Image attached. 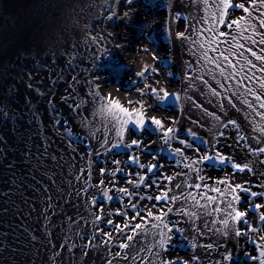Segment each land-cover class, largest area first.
Segmentation results:
<instances>
[{
  "label": "bare ground",
  "instance_id": "1",
  "mask_svg": "<svg viewBox=\"0 0 264 264\" xmlns=\"http://www.w3.org/2000/svg\"><path fill=\"white\" fill-rule=\"evenodd\" d=\"M247 6L251 18L229 10L226 22L245 20L228 29L217 23L219 0H0V264H261L264 60L252 52L264 57V8ZM109 98L144 111V129ZM147 117L174 129L167 143ZM230 120L239 128L224 127ZM205 155L213 159L189 166ZM205 186L221 190L207 192L212 204L201 200ZM164 192L177 199H147ZM233 209L247 223L233 220ZM137 210L163 221L131 219Z\"/></svg>",
  "mask_w": 264,
  "mask_h": 264
},
{
  "label": "snow or ice",
  "instance_id": "2",
  "mask_svg": "<svg viewBox=\"0 0 264 264\" xmlns=\"http://www.w3.org/2000/svg\"><path fill=\"white\" fill-rule=\"evenodd\" d=\"M128 2L131 3V0H128ZM249 2H250V0H219V4H220V7H219L220 19L217 21V23H219L220 25H222V26H224V27H226L228 29H231L233 26H235L236 28H241V26H242V24H243V22L245 20L244 16H241L239 20L232 19V20H230L228 22L225 21V17L227 16L229 10L240 9L243 13L248 14L249 18H251L252 13L250 12L249 7L247 6L249 4ZM213 3H215V0H213ZM251 6L253 8H256V7L264 8V0H259V4L256 3V0H251ZM125 15H127V13H125ZM260 16L264 17V11L260 12ZM259 27L260 28H264V19H260ZM243 30L247 31L248 29L244 28ZM227 34L228 33H224V32L220 33L221 36H224V35H227ZM253 34L255 35L256 33H253ZM180 38L181 39L184 38L183 34H180ZM260 43L264 44V39H262L260 41ZM201 47H203V45H201ZM244 47H245L244 44H240L239 45V48H241V49H243ZM210 50L211 51H216V49L211 48V47H210ZM252 55L255 56L256 60H264V57L257 56L255 52H252ZM204 56L208 60V62H214V58L213 57H209L208 54H207V51L204 53ZM220 58H222L224 61H227L229 67H234V65H232V62L229 59V57L227 55H225L224 53H220ZM248 63L252 67H254V68L256 67V65L253 64L251 60H249ZM215 67L219 70L221 75H224V67L223 66H221L219 63H215ZM258 70L259 71H264V68H260ZM140 74L143 75L144 73L142 72ZM233 75H236V73H233ZM247 78L251 79V77H247ZM226 79H227V77H226ZM224 86L225 85H223V84L221 85V87H224ZM260 86H261V88H264V82H262ZM152 91L155 93L156 89L153 88ZM213 92H214V94L219 95V93L215 92V90H213ZM168 95L169 94L167 92H164V96L167 97ZM254 98L256 100H260L261 99V97L259 95H256ZM109 99L112 100V103L114 104V106L117 109H119V111L121 113H124L126 116L129 117L131 122L133 124H135L138 129H141V130L144 129L145 124H146V113L144 111L138 110L136 112H129L128 109L123 107L118 101H115L112 98H109ZM177 99H178V97H177ZM249 106H251V105H249ZM140 107H141V109L143 108L142 105ZM260 107L264 108V101L261 102ZM0 115H3V113H0ZM134 116L137 117V118L136 119H132V117H134ZM262 118H264V117H262ZM147 120L150 121L151 124L156 125L158 128L163 129V135L166 138L165 139V143H167L168 139L171 138V134L173 133L174 129L172 127L165 128V125L162 123L161 119H158L156 117H147ZM123 123H128V121L125 120V121H123ZM228 124H232V125L236 126L237 129L239 128V125H237L236 121H234V120H230L227 123H225L224 127H227ZM221 135H223V133H221ZM121 138H123L122 134H121ZM243 138L244 137H241V139H243ZM180 143L183 144L184 141H180ZM132 144L137 146V147H139L138 141L133 140ZM176 153L181 155V156H183V149H179V148L176 149ZM257 154H264V147H260L257 150ZM216 157L218 158L220 164H226V163L230 162L229 157L221 155L219 152L216 153ZM211 159H213V158L205 155V156H202L198 161H196V160L190 161L189 162V166L191 167L193 164L202 163L204 161H208V160H211ZM260 162L264 163V160H261ZM133 163H139L138 158L133 157ZM140 167H142V168L146 167L148 172H153L158 167V165H155V164L143 165V164H141ZM232 167L237 169L238 171H252V169L249 168L247 164L241 166L238 163H232ZM114 171H119V169H116ZM197 172H199V169H197ZM146 178H147L146 176L140 175L138 181H136V186H139L140 184H143ZM165 179H169L170 180L171 178L170 177H165ZM200 179L202 180L203 177H200ZM101 183H103V182H101ZM129 183H133V181H129ZM145 187H147V185H145ZM177 187H178V185H177ZM189 187H195L196 189H200L201 188V184L189 185ZM231 190L233 192H235L237 190V188L233 187ZM241 190L245 191V192H250V189H248V188H241ZM119 191L122 192V193H125L130 198L133 195V193L130 192L129 190H127L126 188H121V189H119ZM208 191L216 192V193L219 194L221 192V190L219 188H207L205 186V192L201 193V200L202 199H207L209 204H212V203H214L216 201V197L208 196L207 195ZM250 194L253 197L258 195L256 192H250ZM103 196L107 197V199L109 201L113 199V197L111 195H109L108 191L103 192ZM189 196L191 197V200L197 206L205 207V208L208 207V205H202L200 203V200L197 199L195 194L189 193ZM50 199H51V197H49V200ZM140 199H144V197L141 196ZM147 199H150V200L151 199H155L157 201H161L162 200V201L167 202L168 200H174V199H177V198L176 197H169L167 192H164L163 195L149 196V197H147ZM233 199L239 200V197L238 196L237 197H233ZM93 204H95V201H93ZM131 207L133 209H135L136 205L135 204H131ZM155 207H156L155 205L152 206V208H155ZM256 207L259 208L260 205L257 204ZM213 210L214 211H219L220 209L219 208H215ZM161 211L163 212L164 210L162 209ZM167 211L171 212V209H168ZM103 212H104L103 206H101L100 208H98L96 210V213H95L96 220H98V221L104 220V217L101 215V213H103ZM233 212H234V215L232 216L233 220L240 221V222H243V223H247V221L243 219L245 217V215H246L245 212H242V211H239V210H235V209H233ZM181 214H184V213H181ZM116 215H126V214L125 213H121V212H117ZM191 215L194 216L195 213H192ZM137 217H140V219H152V220H158V221H163V218H164L163 215H159V214L153 215V212L151 210H147V216L146 217L141 214L140 210H137V211H135V213H134L133 217H131V219H136ZM259 219L261 221H264V215H261ZM104 222H106L108 224H113L114 223L112 220H105ZM223 223H224L225 227H227L228 221L224 220ZM117 227L120 228V231H124V229L129 228L130 225L125 223L122 226L118 225ZM131 227H132V230L135 232L136 230H138L141 227V225L139 223H137L135 225H132ZM164 227L168 228V225L165 224ZM168 231L170 232V231H172V229L168 228ZM106 235H108L110 237L111 233H106ZM235 235L236 236H240L241 232L240 231H236ZM127 239L131 240L132 237L128 236ZM120 247L127 248L128 245L127 244H121ZM209 247H210V245H209ZM260 256H264V251H262L260 253ZM108 264H111V261H108ZM169 264H190V262L171 261V262H169ZM261 264H264V260L261 261Z\"/></svg>",
  "mask_w": 264,
  "mask_h": 264
},
{
  "label": "rangeland",
  "instance_id": "3",
  "mask_svg": "<svg viewBox=\"0 0 264 264\" xmlns=\"http://www.w3.org/2000/svg\"><path fill=\"white\" fill-rule=\"evenodd\" d=\"M139 30V29H138ZM110 75H113V74H110ZM120 77V76H117V78ZM118 79H121V78H118ZM14 121V120H13Z\"/></svg>",
  "mask_w": 264,
  "mask_h": 264
}]
</instances>
